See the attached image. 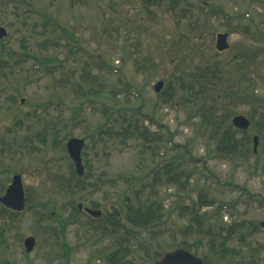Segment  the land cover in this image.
I'll return each instance as SVG.
<instances>
[{"label":"rangeland","instance_id":"374dc122","mask_svg":"<svg viewBox=\"0 0 264 264\" xmlns=\"http://www.w3.org/2000/svg\"><path fill=\"white\" fill-rule=\"evenodd\" d=\"M170 1L0 0V25L8 31L7 40L0 42V61L10 49L17 57L24 50L54 56L50 72L34 69L37 65L28 58L5 67V75L0 73V186L12 173H20L33 198V205L18 215L15 232L5 234L0 262L104 264L105 256L119 246L115 237L124 229H116L114 235L95 229L91 222H96L83 211L75 213L74 205H98L108 219L124 222L127 203L136 205L138 198L149 196L147 182L158 171L161 181L150 200L160 204L156 208L162 221L126 234L127 259L152 264L155 252L174 249L184 240L193 243L199 256L207 254L206 227L182 232L188 219L182 206L201 193L213 201L201 209L209 213L213 225L238 222L226 239L227 246L247 252L260 248L257 257L264 264V226H259L264 220V101L256 99H264V50L260 48L264 46V0ZM224 31L229 47L218 51L216 33ZM240 50L249 53V62H241ZM197 66H207L215 74L205 81V88L193 81L196 101L183 105L181 95L189 90L185 86ZM245 78L251 84L247 98L235 93L232 98L225 96L228 85H239L242 91ZM158 80L163 84L156 91ZM81 88L86 94L79 93ZM163 92H171L172 102L157 101ZM203 102L207 107L215 105L217 113L228 111L229 121L235 114L248 117L245 134L249 140L258 135L256 151L251 140L246 159L208 157L214 146L208 144L206 133L197 130L201 112L196 108ZM136 107L155 119L154 123L145 120L152 130L159 129L153 149L145 153L143 139L131 137L124 142L105 133L108 117L116 118L113 124L118 130ZM70 136L85 140L81 177L86 185L76 194L59 186V177L70 176L72 169L60 145ZM172 174L184 183L181 192L189 195L180 196L177 184L168 183ZM43 203L56 213L42 215ZM65 218L69 221L58 241L52 232L47 237L38 223L39 219L58 227ZM28 235L36 239L30 252L23 245Z\"/></svg>","mask_w":264,"mask_h":264},{"label":"trees","instance_id":"16d2710c","mask_svg":"<svg viewBox=\"0 0 264 264\" xmlns=\"http://www.w3.org/2000/svg\"><path fill=\"white\" fill-rule=\"evenodd\" d=\"M148 3L150 2H158L160 3L162 0H146ZM172 1H170V4H172ZM217 8H214L213 10H216ZM185 14V10L183 11ZM185 15H190L189 12H187ZM48 22L50 23H57L55 19L48 18ZM234 27V26H233ZM228 30H231L230 27L227 28ZM7 40V39H6ZM4 40V42L6 41ZM264 50V46L260 47ZM239 58H241V62H249L250 61V55L247 53L246 50H240ZM54 56L50 55H34L30 53L27 50H24L22 55L20 56H14V52L10 49L7 52V56L4 57L2 61H0V73L2 75H5L6 70L5 67H13L16 65H19L20 63L26 62L28 58H33V63H35L37 66H33L34 69H38V67H43L48 72L52 71V67L49 65V62L52 60ZM12 60V62H11ZM197 71L193 74L192 81L187 83L185 87H189V90L186 91L185 94L181 95V103L183 105H186L188 101H196V91L194 89V82H198L200 84L201 88H205V81H209L211 76H214L215 71L211 70L209 67H196ZM256 71L257 68H253ZM97 76H94V79ZM210 77V78H208ZM245 84L242 87V91L238 86L236 88L232 85H228L224 89V93L226 97L232 98V94L235 93L237 97H241L242 99L247 98V95L249 96V89H251L250 81L247 80V78L244 79ZM77 92L78 87L74 88ZM82 91V92H81ZM88 91H94L92 88H88ZM166 91V90H164ZM81 95L86 94V91L81 88L79 91ZM78 94V93H77ZM115 97V95H114ZM172 94L171 92H167L166 94L163 92L162 97L157 100L160 101H166V102H172ZM258 101L263 102L264 99L262 97L256 98ZM135 112H130V114L126 115V119L124 120V124L118 128V130H114V121H117L116 118L111 119L110 117L107 118V121L110 122V124L107 125V129L105 130V133L108 136H120L122 137V141L125 142L126 139L134 137L137 139H143L144 140V146L142 148V152L145 153L149 150V148L153 149L152 142L155 141V139L159 138V131H151L146 125L142 123V117L145 116L143 112L140 111L139 108H131ZM198 111L201 112V117L199 120V126H197V130L201 131L203 133L207 134V141L208 144H212L214 146L211 147V150H209L208 157H219V158H248L250 151V148L248 147V144L251 140H249V136L245 134V131L235 129L231 122L229 121V114L227 112H221L217 113V108L215 105L207 107L204 102L198 105L196 108ZM128 111L126 110L125 113ZM264 115V113H262ZM141 122V123H140ZM238 132H242L243 134L241 136L237 135ZM260 133L259 131H257ZM67 137L63 138L60 141L62 149H65ZM185 147V146H184ZM153 152V151H152ZM213 153V155L211 154ZM72 169L70 172V176L68 177H59V186L64 187L65 189L71 190L73 193L80 192L86 185L83 184L82 177L77 175L74 170V164L71 163ZM150 172L153 170H149ZM149 172V173H150ZM168 172H166L167 174ZM177 173V172H176ZM154 179V180H153ZM153 179L150 182H147V185L149 186V196L138 198L137 204L132 205L131 203H127V213L125 214L126 221L123 222V220H117V219H108V216H105L103 219L95 220L93 219L92 225L95 227V229H102L105 233H111L114 235V231L116 229L123 228L124 230L122 233L117 235L115 237V240L119 242V246L112 251H110L106 256V260L104 264H136L133 260L127 259V254L129 251L128 246L124 245L125 241L128 240L126 237L127 233L132 232L133 228H147L151 224H155L157 222L162 221L161 212H159V209L156 207H159L154 202L150 200V195L157 193V183L161 181V177L159 176L158 171H154ZM9 181V178H8ZM168 183H175L176 185V192L180 196H187L189 193L185 194L181 191L185 192V185L184 183L179 181V178L177 174H172L168 177ZM188 181V180H187ZM6 187V183L2 184L0 186L1 190L0 192H3ZM60 193V192H59ZM62 194H65L63 192ZM76 194V193H75ZM32 195L27 191L26 194V202H27V209L33 205L32 202ZM213 201L208 200L203 197V195L200 193L199 197L197 199L192 200L191 203L187 205H183V213L182 215H185L188 219L186 221V224L183 225V233L188 234L193 231H202L205 228V233L208 234L207 239V254H204L203 257L205 259V264H210L211 260L217 261L218 264H260L259 259L257 255L260 253V248H257L255 250H249L243 251L240 249L235 248H229L226 244V239L230 236V233L234 230L235 226L238 225V222L233 221L230 225L227 227L222 226L220 224H212L210 221V217L208 216L207 211H201L203 206H208V204H212ZM44 204V213L42 215H46L47 217H51L52 213L49 210V208ZM219 206L224 207V203L221 202ZM76 209V207H75ZM55 210V208L53 209ZM77 210V209H76ZM117 212V211H115ZM22 212L19 211H13L11 209H8L0 204V245H2L5 242V234H7V231H12L17 229V220L18 215ZM101 222V223H100ZM114 228L109 229L108 224ZM128 222L130 225L125 223ZM38 223L41 226L40 228L43 229V233L47 235L53 233V237L56 241L60 240V235L64 233V228L66 226V218L61 220L59 223V226H51V225H44L40 222L38 219ZM127 224V225H125ZM98 225V226H97ZM215 227V228H214ZM47 237H45L47 239ZM116 242V243H117ZM128 244V243H126ZM65 243L62 241V247H64ZM179 246H183L188 249H193L195 246H193V243L191 245L190 242L187 240L181 241L178 244ZM66 249V248H65ZM195 249V248H194ZM195 251H197L195 249ZM161 256V252H155L152 259H158ZM237 256L239 259H237ZM239 262V263H238ZM10 263L7 259L0 262V264H7ZM14 264V263H10ZM149 264V263H145Z\"/></svg>","mask_w":264,"mask_h":264},{"label":"water","instance_id":"95a60500","mask_svg":"<svg viewBox=\"0 0 264 264\" xmlns=\"http://www.w3.org/2000/svg\"><path fill=\"white\" fill-rule=\"evenodd\" d=\"M7 31L3 26H0V38L6 35ZM229 46L227 42V33H218L216 37V48L218 50L226 49ZM162 81H158L155 84V89L159 90ZM232 123L241 129H246L249 126V119L244 115H235L232 119ZM254 139V150L257 147L258 137L255 135ZM84 140L82 138L72 137L67 142V150L70 157L73 159L76 171L78 174L83 173V164L81 160V149L83 147ZM0 202L6 205L7 207L14 210H22L25 204V194L21 181V175L16 174L13 176L12 182L6 188L3 195L0 196ZM82 204H79L81 207ZM86 210L94 215L99 216L101 214V210L99 209H90L86 207ZM264 225V222H261ZM25 248L27 251H30L34 244L35 238L33 236H28L24 239ZM204 261L201 257L183 249L178 248L174 251L166 253L159 261L154 264H203Z\"/></svg>","mask_w":264,"mask_h":264}]
</instances>
